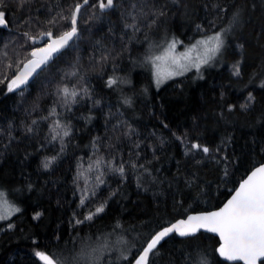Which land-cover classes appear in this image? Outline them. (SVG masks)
<instances>
[{
    "label": "trees",
    "instance_id": "16d2710c",
    "mask_svg": "<svg viewBox=\"0 0 264 264\" xmlns=\"http://www.w3.org/2000/svg\"><path fill=\"white\" fill-rule=\"evenodd\" d=\"M81 2L31 0L20 7L18 0H5L0 80L16 71L6 65L25 61L48 39L33 42L24 33L38 36L53 15H68ZM96 3L89 0L81 9L79 37L25 88L9 92L7 81L0 83V190L21 210L0 220V264H41L36 251L55 252L64 264H131L155 231L189 212L219 207L264 161V0H117L107 10ZM233 13H239V23L220 62L155 85L146 56L172 37L186 43L202 37L197 25L210 34L213 23L226 26ZM131 23L140 30L125 28ZM51 30L55 36L67 24ZM113 77L119 79L109 87ZM64 85L86 88L88 94L63 107L56 90ZM53 107L56 116L49 115ZM57 119L70 129L63 152L60 140H51ZM33 120L38 124L28 133ZM193 142L209 153L189 151ZM53 156L57 159L44 168ZM100 158L122 161L123 176L105 164L97 170L93 162ZM100 171L105 182L96 186ZM102 203V213L76 223ZM121 239L126 243L118 244ZM105 243L108 249L98 261L81 258ZM218 245L209 232L173 233L161 241L151 264H185L201 254L208 264H242L223 260ZM126 248L128 261L118 259Z\"/></svg>",
    "mask_w": 264,
    "mask_h": 264
},
{
    "label": "snow or ice",
    "instance_id": "6c2138e0",
    "mask_svg": "<svg viewBox=\"0 0 264 264\" xmlns=\"http://www.w3.org/2000/svg\"><path fill=\"white\" fill-rule=\"evenodd\" d=\"M31 3V0H18L20 7H24L26 4ZM89 0H83L82 3H76L70 10L68 15H63L61 12H57L47 21L48 30L41 31L38 36H33L30 33H24L29 40L35 42L37 39L48 38L43 47L35 48L28 54L25 61H21L19 64H8L7 68H15L16 71L11 77L4 75V79L0 80V83L7 81V89L9 92L14 91L25 85L28 82L29 77L36 73L37 69L46 66L48 62L53 58L54 53H59L63 49L70 46V41H74L80 35L78 27V16L81 8L87 5ZM117 0H97L96 7L100 10H107L115 8ZM5 0H0V26H7V20L5 19ZM135 7V5H133ZM222 12L226 9H221ZM131 15V13H129ZM155 15L153 23H155ZM160 16L165 15L163 10L159 12ZM135 20V17H132ZM64 22L67 24V30L58 32L55 36L51 30L52 27ZM27 23V22H26ZM239 23V13H233L231 19L227 22L226 26L215 28L214 31L208 34L200 25H197V29L203 34L202 38L197 40L190 47L186 46V51L179 56L174 55L177 45L183 44V41L176 37H172L166 47L160 55H148L144 58L145 63L149 64L153 70V76L157 87L164 81L171 79L174 76H182L184 73L195 68L199 72L202 65L210 64L217 55L224 49L226 39L233 30L234 26ZM125 28L131 29L133 32L139 31V25L136 23L125 24ZM195 52L196 57L193 59L191 53ZM7 56V53H4ZM102 60H107V57H102ZM182 60L184 62H182ZM78 71V70H77ZM72 76L77 75V72L71 73ZM234 75H240L239 64L234 67ZM118 77H113L108 80V86L111 87L117 83ZM264 87V84L261 85ZM57 95L61 98L60 103L63 107L70 108L72 104L77 102V97H82L88 94L86 88L76 87L69 88L67 85L58 88ZM254 99L251 93H249V100ZM128 103V101H125ZM241 107H247V105H241ZM50 116H56V108L53 107L49 113ZM47 120L49 117H43ZM38 121L33 120L31 125L26 128L28 133L34 131L32 125H37ZM134 131L129 129V134ZM50 132L51 140H60L61 152L64 150L63 139L70 135V129L62 124L60 120H55ZM189 151H201L205 154L209 153V148L198 142L190 143L188 146ZM57 159L53 156L46 158L43 163L44 168H49L51 164ZM97 170L100 169L101 164L107 165L109 171L119 173L123 176L125 167L121 161L118 165L115 164V158L113 160L104 161L103 158L97 159L93 162ZM136 167L134 164L131 165ZM143 167V165H141ZM93 169V164H89L88 170ZM227 174V173H225ZM83 175V173L78 174ZM103 171L99 172L96 176V186L103 184ZM91 194L95 195V187L91 190ZM115 195V193H112ZM88 198V188L86 187L81 195L80 203L84 204ZM106 207V203L100 204L95 208L94 212H90L84 217V220H76L77 224L84 223L85 221H91L94 216L102 213ZM20 208L12 204L7 193L0 190V220L9 219L14 213L20 212ZM40 213H37L34 217L38 219ZM119 227V225H117ZM9 228L14 225L9 224ZM204 229L211 233H216L219 236V247L216 251L219 255L228 261H243L244 264H264V163H261L258 167H255L251 171L250 175L246 179L239 182V186L233 190L231 198L223 204L222 207L215 211L202 212L195 215H188L186 219H179L170 226L162 227L160 230L155 231L137 250V254L132 258L131 264H151V258L158 252V246L161 241L166 237H169L172 233H178L181 237H195L198 232ZM126 243L122 239L117 242ZM108 249L107 243L101 248L93 249L91 253L81 254L82 259L92 258L95 261L100 259V253ZM35 257L41 264H64L55 252L48 254L44 251H36ZM130 255V249H123L120 251L118 259L128 261ZM53 257H56L55 259ZM185 264H208L206 257L201 254L199 260L193 262L190 259H185Z\"/></svg>",
    "mask_w": 264,
    "mask_h": 264
},
{
    "label": "water",
    "instance_id": "95a60500",
    "mask_svg": "<svg viewBox=\"0 0 264 264\" xmlns=\"http://www.w3.org/2000/svg\"><path fill=\"white\" fill-rule=\"evenodd\" d=\"M82 3V2H81ZM85 6V5H84ZM83 6V7H84ZM82 7V8H83ZM81 8V9H82ZM78 19H79V16H78ZM75 40V39H74ZM73 41H70L69 43L71 44ZM45 44H43V45H41V46H39V47H43ZM38 48V47H37ZM68 48V47H67ZM67 48H65V49H67ZM65 49H63L61 52H63ZM61 52H59V53H54L53 54V58L48 62V64L46 65V66H42V68H40V69H37V71H36V73H34L31 77H29V79H28V82H27V84H25V85H21V87L20 88H18V89H23V88H25L33 79H35V77L38 75V73L39 72H41V70H43L44 68H46L51 62H53V60L54 59H56L59 55H60V53ZM262 163H264V161L262 162ZM261 164V163H260ZM260 164H258V165H256L255 167H258ZM254 167V168H255ZM254 168L252 169V170H254ZM252 170H250L247 174H246V176L241 180V181H243L244 179H246L247 178V176L248 175H250V173H251V171ZM240 181V182H241ZM239 186V184L237 185V187ZM236 187V188H237ZM232 194H233V192H232ZM231 194V195H232ZM231 195L227 198V200L228 199H230L231 198ZM227 200L224 202V203H226L227 202ZM223 203V204H224ZM223 204L222 205H220L219 207H217V208H214V209H209V210H202V211H195V212H189L187 215H185V216H183V217H180V218H177L176 220H174L173 222H171L170 224H168V225H166V226H164V227H167V226H170L172 223H175L177 220H179V219H186V217L188 216V215H195V214H198V213H202V212H209V211H215V210H217L218 208H220V207H222L223 206ZM161 229V228H160ZM159 229V230H160ZM201 231H204V232H208V231H206V230H204V229H201ZM175 233V232H174ZM209 233H211V232H209ZM173 234V233H172ZM175 234H177L178 236H179V234L178 233H175ZM211 234H213V235H215V236H217L218 238H219V236H218V234H216V233H211ZM171 235V234H170ZM220 239V238H219ZM218 247H219V245H218ZM219 254V253H218ZM220 256V255H219ZM221 257V256H220ZM223 260H225V261H228V260H226L225 258H223V257H221ZM228 262H233V261H228ZM236 262H241L242 264H244V262L243 261H236ZM258 264H259V262H258Z\"/></svg>",
    "mask_w": 264,
    "mask_h": 264
},
{
    "label": "rangeland",
    "instance_id": "374dc122",
    "mask_svg": "<svg viewBox=\"0 0 264 264\" xmlns=\"http://www.w3.org/2000/svg\"><path fill=\"white\" fill-rule=\"evenodd\" d=\"M211 34V33H210ZM202 37H200V38H198V39H196V40H194V41H192V42H188V43H186V42H183V44H180V45H177V48H176V50H175V53H174V55H177V56H179L181 53H183V52H185L186 51V46L187 47H190L192 44H194L197 40H199V39H201ZM180 40V39H179ZM226 42H227V39H226ZM167 45V44H166ZM166 45H164V47H166ZM163 47V48H164ZM225 47H226V44H225ZM225 47H224V49L217 55V57L209 64V65H215V64H217L218 62H220L221 61V59H222V57H223V53H224V50H225ZM163 48H161L157 53H155V55H160L161 53H162V51H163ZM191 57L193 58V59H195V57H196V53L195 52H193V53H191ZM182 62H184L183 60H182ZM203 66H205V65H202L201 66V68L203 67ZM193 69H195V68H193ZM193 69H191V70H193ZM189 72V71H188ZM187 73V72H186ZM186 73H184V74H186ZM154 77V76H153ZM177 77H180V76H174V77H172L171 79H174V78H177ZM171 79H168V80H166V81H164L162 84H160L159 85V87L160 86H162L163 84H165L166 82H168L169 80H171ZM154 83H155V79H154ZM155 85H156V83H155ZM157 86V85H156Z\"/></svg>",
    "mask_w": 264,
    "mask_h": 264
}]
</instances>
